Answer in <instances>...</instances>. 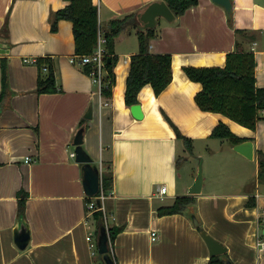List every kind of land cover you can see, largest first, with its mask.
I'll return each instance as SVG.
<instances>
[{"label": "crops", "instance_id": "obj_1", "mask_svg": "<svg viewBox=\"0 0 264 264\" xmlns=\"http://www.w3.org/2000/svg\"><path fill=\"white\" fill-rule=\"evenodd\" d=\"M230 1V15L212 0H197L171 21L157 19L148 49L171 55V81L158 96L144 85L137 95L143 117L136 119L124 101L130 57L138 52L135 28L126 27L116 38L115 82L111 96L100 101L92 75L76 62L71 21L60 20L50 31L51 12L67 2L0 0V30L6 28L9 50L0 53V64L4 57L10 90L0 101V264H103L94 251L99 228L87 212L82 164L72 147L81 127L85 152L101 166V175L107 169L112 173L105 215L107 225L122 227L111 248L115 264H207L211 256L198 228L182 213H157L184 196L195 197L202 229L228 248L233 264H260L264 118L251 130L221 113L203 111L194 101L202 84L184 71L186 66L223 67L238 41L254 53L255 79L264 87V0ZM153 2L160 0H93L101 24L133 12L140 17ZM39 56L54 60L58 89L53 93L37 92L39 70L32 60ZM1 76L0 68V95ZM171 122L192 140L191 153ZM219 123L253 142V159L236 153L227 139L210 137ZM198 156L207 159L210 176L192 195L187 190ZM21 191L27 194L23 219L30 241L20 250L13 229ZM250 196L254 207H246Z\"/></svg>", "mask_w": 264, "mask_h": 264}, {"label": "trees", "instance_id": "obj_2", "mask_svg": "<svg viewBox=\"0 0 264 264\" xmlns=\"http://www.w3.org/2000/svg\"><path fill=\"white\" fill-rule=\"evenodd\" d=\"M67 5L61 9L51 12L50 31L57 29L60 20H70L72 23V33L74 36V51L77 57L89 56L97 46L98 38L105 39L104 43V70L102 94L104 97L111 96L112 87L115 82L114 66L118 56L114 50L117 36L126 27L136 29L138 41V52L130 57V71L126 79V91L124 95L125 104L131 106L137 104V95L145 84L152 86L154 94L158 96L171 81V55L168 53L153 54L148 49L150 39L156 36L154 28H139L140 20L138 13H129L122 18H115L100 23L97 6L93 0H64ZM175 16L183 14L186 9L197 4V0H164ZM37 70L38 93H53L57 91L56 72L54 70V60L49 56H39L32 60ZM255 56L251 51H246L240 42H235V50L226 54L223 67H184L187 77L202 84V88L195 95L194 101L203 111L221 113L240 125L251 130L256 128L259 120L264 116V87L257 85L255 79ZM1 95L0 101L5 94H9L8 72L6 71V59H1ZM45 69V70H44ZM82 69L86 74H90L92 69L90 64L83 65ZM173 125L176 137L184 141L185 148L192 152V140L182 136ZM211 138H225L231 145H236L246 141V138L236 137L230 132L228 127L219 123L211 135ZM258 174L264 178V156L259 155ZM102 189L105 193L111 190L113 178L110 169L102 175ZM27 194L23 191L18 194V217L23 219ZM90 197L86 199L88 201ZM194 196L177 197L172 205L160 207L157 213L160 216L167 214L182 213L186 205L195 202ZM98 204V203H97ZM255 206V197L250 196L246 207ZM107 214V213H106ZM93 218L97 228L105 225V214L100 210H94ZM24 220V219H23ZM107 221V220H106ZM122 227L107 225L106 231L109 239V252L116 235ZM98 232V229H96ZM115 261V259H114ZM207 264H224L219 257H210Z\"/></svg>", "mask_w": 264, "mask_h": 264}, {"label": "water", "instance_id": "obj_3", "mask_svg": "<svg viewBox=\"0 0 264 264\" xmlns=\"http://www.w3.org/2000/svg\"><path fill=\"white\" fill-rule=\"evenodd\" d=\"M214 3L219 4L223 7L224 10L230 15L232 13V4L230 0H212ZM163 17L167 21H171L174 19V13L169 9L166 2L164 0H160V2H153L149 4L143 11L139 17L140 22L143 24V28H154L157 23V19ZM0 53L8 54V34L6 32V28H2L0 30ZM92 105L89 107L88 111L85 114V118L90 120L92 117ZM130 110L132 115L136 119H141L143 117V113L141 111L140 104H133L130 106ZM83 134L84 127H81L76 134L74 135L72 141V147H74V158L75 161L82 164V184L84 194L88 197H92L95 195L100 187V170L99 167L94 163L93 160L88 156L83 148ZM233 150L236 153L241 154L247 159H253V142L250 140H246L240 142L233 146ZM199 164L196 171V177L188 188V193L192 195H198L201 192L203 176H202V159L199 158ZM98 205H100V201L97 200ZM182 214L186 216L191 222L192 226L198 228L200 232V236L204 241L209 255L211 257H219L220 260L224 261V264H233L230 258L227 255L228 248L215 239L210 233L203 230L201 227V219L196 212V201L193 203H189L186 205ZM262 233L264 234V227L262 228ZM97 251L102 255L103 264H115L114 259L109 252V239L108 233L106 231L105 225L99 227L97 232ZM14 243L18 249H24L29 241V227L25 220L19 219L17 225L13 229Z\"/></svg>", "mask_w": 264, "mask_h": 264}, {"label": "built area", "instance_id": "obj_4", "mask_svg": "<svg viewBox=\"0 0 264 264\" xmlns=\"http://www.w3.org/2000/svg\"><path fill=\"white\" fill-rule=\"evenodd\" d=\"M104 43L105 39L103 37L98 38L97 46L95 47L94 51L89 54V56H81L77 57L76 62L80 65H86L90 64L91 65V73L93 77V81L98 87V96L101 101V97H103L102 94V85H103V78L105 75V70H104V55H105V50H104ZM45 70V69H44ZM100 104V103H99ZM29 157H25V162L29 161ZM100 187L98 192L90 197L88 201H86V209L87 212L93 213L94 210H100L105 214V201L107 200V193H105L102 189V178H101V166H100ZM166 191V188L162 186L159 189V192L164 194ZM97 200L100 201V205L97 204ZM106 215H105V227L107 228V221H106ZM264 222V220H263ZM151 238L152 240L156 239V232L151 231ZM92 237L87 236V241H91ZM256 247L258 249V258L260 261V264H264V235L259 238V240L256 243Z\"/></svg>", "mask_w": 264, "mask_h": 264}, {"label": "rangeland", "instance_id": "obj_5", "mask_svg": "<svg viewBox=\"0 0 264 264\" xmlns=\"http://www.w3.org/2000/svg\"><path fill=\"white\" fill-rule=\"evenodd\" d=\"M203 153H204V155H205V157H207L208 156V154H206L204 151H203ZM199 158H201L202 159V176H203V179H204V177H206V181H208V179H209V166L207 165V159H208V157H207V159H206V162H205V158L204 157H201V156H198V160H193V163H194V165H196L195 167H196V169H197V167H198V164H199ZM94 251L96 252V256H98V257H100V254H99V252H97V248L95 249V247H94Z\"/></svg>", "mask_w": 264, "mask_h": 264}]
</instances>
